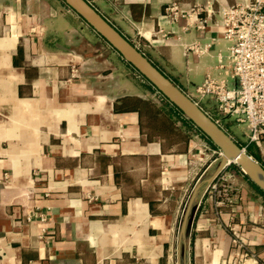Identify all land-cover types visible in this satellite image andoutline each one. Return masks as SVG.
<instances>
[{"label":"crops","instance_id":"crops-1","mask_svg":"<svg viewBox=\"0 0 264 264\" xmlns=\"http://www.w3.org/2000/svg\"><path fill=\"white\" fill-rule=\"evenodd\" d=\"M86 1L189 95L227 60L220 7L248 0ZM170 3L205 7L204 28L170 22ZM192 43L206 52L186 55ZM160 100L62 0H0V264H238L235 239L241 264H264L263 197L231 164V203L209 189L218 149L145 110ZM246 133L228 134L264 163Z\"/></svg>","mask_w":264,"mask_h":264},{"label":"built area","instance_id":"built-area-1","mask_svg":"<svg viewBox=\"0 0 264 264\" xmlns=\"http://www.w3.org/2000/svg\"><path fill=\"white\" fill-rule=\"evenodd\" d=\"M204 12L208 13V10L201 6L189 13L184 12L176 3H170L164 8L163 16L170 22L184 17L187 26L203 29L206 20L195 23L192 16L197 17ZM219 16L222 38L229 42L227 64L219 59L218 69L223 70V76L215 78L206 75L193 92L186 95L222 129L224 118L245 125L247 143L260 148L264 142V0L222 6ZM206 50L207 46L192 43L185 52L186 55H202ZM203 101H207L211 109L204 107ZM218 153L220 155V151ZM220 178L219 174L210 183L209 189L230 204L232 189ZM234 244L239 249L237 263L241 264L250 254L243 251L240 240L235 239Z\"/></svg>","mask_w":264,"mask_h":264},{"label":"water","instance_id":"water-1","mask_svg":"<svg viewBox=\"0 0 264 264\" xmlns=\"http://www.w3.org/2000/svg\"><path fill=\"white\" fill-rule=\"evenodd\" d=\"M62 1L102 37L158 93L176 107L220 151L218 165L207 180V184L212 183L228 164L233 163L252 184L264 192V168L258 161L250 156L240 144L154 66L90 3L86 0ZM198 189L199 185L193 189L185 209L179 232V241L182 243L185 242L186 223Z\"/></svg>","mask_w":264,"mask_h":264},{"label":"trees","instance_id":"trees-1","mask_svg":"<svg viewBox=\"0 0 264 264\" xmlns=\"http://www.w3.org/2000/svg\"><path fill=\"white\" fill-rule=\"evenodd\" d=\"M160 97H161V100L159 101V107L156 109V108H154L155 106H154V104H152L151 102H144V105H145V110H147V111H150V112H161V111H163V112H165V114H167L168 115V117H174L175 119H176V121L178 120V119H180V117L182 118L183 117V119H185L186 121H188L189 122V120L188 119H186L184 116H183V114L176 108V107H174L173 105H171L161 94H160ZM211 143V142H210ZM212 144V143H211ZM213 145V144H212ZM214 146V145H213ZM215 147V146H214ZM241 147H244V146H241ZM245 149H246V152L250 155V156H252L256 161H258L262 166H263V168H264V163L261 161V159H260V157H259V155L255 152V151H253L252 150V148L251 147H245ZM237 168V167H236ZM250 184L254 187V189L258 192V193H260V195L263 197V200H264V192L263 191H261L260 189H258L254 184H252L251 182H250Z\"/></svg>","mask_w":264,"mask_h":264},{"label":"rangeland","instance_id":"rangeland-1","mask_svg":"<svg viewBox=\"0 0 264 264\" xmlns=\"http://www.w3.org/2000/svg\"><path fill=\"white\" fill-rule=\"evenodd\" d=\"M226 41V40H225ZM226 43H227V45H229V42H227L226 41ZM224 64H227V60H225L224 61ZM219 71L223 74V70H218L217 72L218 73H208V74H206V75H210V76H212V77H215V78H219L220 76H219ZM202 105L204 106V107H206V108H210L211 109V105L209 104V103H207V101H203V103H202ZM210 109H208V110H210ZM215 114V113H214ZM222 126H223V129L226 131V132H228V133H230V134H232V133H234V134H236L238 137H240V138H243V134H244V132L245 131H247V128L245 127V125H243V124H239V123H235L234 121H233V119H226V118H224V119H222ZM235 137V136H234ZM241 141V140H240ZM240 144L242 145V146H244V143L243 142H240ZM244 149H245V147H243ZM246 150V149H245ZM231 165H233L234 167H237L235 164H231Z\"/></svg>","mask_w":264,"mask_h":264}]
</instances>
